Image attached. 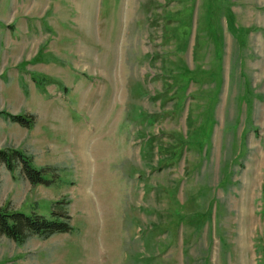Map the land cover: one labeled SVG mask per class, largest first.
Wrapping results in <instances>:
<instances>
[{"label": "rangeland", "instance_id": "374dc122", "mask_svg": "<svg viewBox=\"0 0 264 264\" xmlns=\"http://www.w3.org/2000/svg\"><path fill=\"white\" fill-rule=\"evenodd\" d=\"M5 149L0 211L69 229L0 264H264V0H0Z\"/></svg>", "mask_w": 264, "mask_h": 264}, {"label": "trees", "instance_id": "16d2710c", "mask_svg": "<svg viewBox=\"0 0 264 264\" xmlns=\"http://www.w3.org/2000/svg\"><path fill=\"white\" fill-rule=\"evenodd\" d=\"M11 121L23 122L22 116L18 114H10L3 112ZM26 157V156H25ZM19 161H18V160ZM15 160L21 164V172L24 177L30 182H33L32 172L27 165V161L23 159V154L14 149L0 150V162L5 166L8 171H11L12 165L14 166ZM25 160V161H24ZM55 215V212L52 211ZM61 222L48 220L41 215L34 214L32 219L29 216L23 215L20 212H6L0 211V235L12 238L15 242L20 243L25 238V233L36 234L41 237H47L53 233L63 232L69 229L68 216L58 215Z\"/></svg>", "mask_w": 264, "mask_h": 264}]
</instances>
